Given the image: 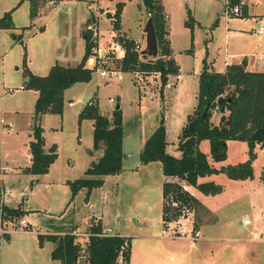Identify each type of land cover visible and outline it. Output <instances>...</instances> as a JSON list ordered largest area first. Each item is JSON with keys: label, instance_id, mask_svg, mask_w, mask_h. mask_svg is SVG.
Here are the masks:
<instances>
[{"label": "rangeland", "instance_id": "1", "mask_svg": "<svg viewBox=\"0 0 264 264\" xmlns=\"http://www.w3.org/2000/svg\"><path fill=\"white\" fill-rule=\"evenodd\" d=\"M95 1L103 11L108 9L109 13L113 12L115 3H122L123 29L127 30L129 38L139 41L143 47V26L147 17L141 0ZM159 1L166 15L168 45L179 68L180 82L177 85L173 83V88H168V84L161 88L158 75L153 74L155 79H143L137 85L131 73L120 74L116 79L101 78L93 71L88 83L75 84L63 94L61 116L48 115L40 124L44 129V147L54 144L57 148V165L50 176L53 178L59 173L73 181L82 178V171L91 163V155L86 152L91 150V122L83 120L79 126L77 113L92 100L96 101L101 116L110 115L116 106L120 110L123 135L121 172L111 175L101 188L92 190L88 195L84 189L78 191L70 202L68 188L67 195L63 196L60 183H47L51 177H40V182L31 185V177L17 175L14 168L11 172H2L6 166L22 167L29 161L25 150L33 120L29 124L25 115L32 112L33 102L31 92L24 89L13 94L2 93L4 88L18 89L22 86L21 66L23 60L26 64V58L21 46L11 52L7 50L10 39H5L4 33H0V118H8L12 123V132L0 133V208L20 209L23 211L21 219L32 226V231L38 229L40 234L48 232L60 235L61 230H77L76 233L87 234L89 218L100 216L102 222H107L111 233L129 238L131 264H264V246L236 248L249 238L258 239L262 232L264 202L259 181L264 177V150H256L250 180L231 181L223 173L201 178L199 182L220 186V193L216 196L200 195L191 188L190 193L200 206L186 212L183 218L168 223L166 230H162L164 225L159 219L161 184L165 181L160 165L153 162L143 166L138 161L141 144L160 119L163 120L167 151L176 154L175 146L181 127L196 104L197 72L202 60L211 63L214 71L221 72L224 57L233 64L241 62L243 58L250 61L264 55V33L262 36L253 34L258 27L264 31V0H246L243 6L240 2L235 5L240 8V16L231 18L225 14L226 0ZM70 3L65 2L53 9L47 3L43 4L42 9L50 10L41 16V26L45 24L46 28L38 29L36 33H46L37 42L36 48L42 46L44 50L51 45L52 54L57 52L58 61L55 64L73 67L80 59L77 55L81 53V35L85 25L91 23V17L87 20L84 3H77V6ZM21 9H25L24 6L15 13L18 24H24ZM187 10L193 19L190 27L184 26ZM243 10L246 15L242 16ZM24 19L28 20L26 11ZM96 22L94 28L100 41L108 40L112 31L109 18L100 17ZM56 25L61 38L54 48ZM102 47L107 50L106 42ZM21 51L23 54L20 55ZM109 58V64L117 69L116 60L111 55ZM69 103H73V107L69 108ZM210 115V124H217L220 115L216 111ZM198 150L208 154L207 141H201ZM226 150L225 160L212 164L214 168L236 166L248 159L245 142L228 143ZM6 162L9 164L6 165ZM243 220H247L248 225H244ZM176 224H180L177 229L180 236H192L198 229L199 238L208 239L209 245L218 248L228 245L230 248H220L219 251L212 249L210 260L205 254L197 256L194 252H188L181 261L179 252L167 251L170 249L163 240L176 234L170 227ZM6 227L7 234L0 236V264H59L50 259L53 249L51 242L43 239L38 244L36 236L23 235L21 228L18 227L16 230L19 232L13 233V228ZM75 239L81 247L76 261L82 264L86 237ZM117 264L123 263L118 260Z\"/></svg>", "mask_w": 264, "mask_h": 264}, {"label": "trees", "instance_id": "2", "mask_svg": "<svg viewBox=\"0 0 264 264\" xmlns=\"http://www.w3.org/2000/svg\"><path fill=\"white\" fill-rule=\"evenodd\" d=\"M28 3L29 19L32 21L38 15V10L45 3L44 0H21ZM54 2H57L54 1ZM241 0H227L225 8L238 5ZM122 3L114 6V15L111 19V29L119 30V17ZM141 6L151 18L158 54L155 59L141 57L133 52V41L120 36L115 40L124 49L123 57L116 60L119 72H140L143 75L158 74L160 87L167 84L170 76H176L178 67L173 62L167 40L164 13L157 0H141ZM11 11L4 12L0 17V31L11 30ZM107 18H111L107 14ZM193 20L187 12L184 26L190 27ZM12 40L19 39L11 35ZM84 52L79 62L73 67L53 65L45 76H33L22 62L23 88L36 93L31 120H33L28 154L31 156L30 165L23 173L38 177L47 173L48 168L57 159L56 148L51 145L43 151L44 138L41 136L40 117L44 114L60 115L63 106V92L78 83H88L92 70L87 68L86 60L90 53L88 35L85 33ZM197 74L196 104L186 117L177 139L176 151L178 158L165 152L166 139L163 120L158 121L156 128L144 141L139 150L140 165L157 162L165 181L161 184V215L160 222L164 227L167 223L177 221L178 206L186 207L189 211L198 208L197 200L188 192L186 187L193 188L200 195L216 196L220 193V186L211 182H199L205 176L223 173L227 179L250 180L252 178L251 163L257 149L264 150V72H247L243 62L229 65L222 73L213 72L204 60ZM222 97L220 106L216 100ZM117 107V106H116ZM208 107L205 117L204 109ZM221 109V110H220ZM216 111L220 116L216 126L209 120L211 112ZM78 123L82 120L92 122V150L101 149L102 156L93 162L83 172V177L74 181H67L70 192L69 201L78 191L84 189L88 195L95 188L101 187L103 178L121 172L122 117L119 108L110 112L109 118L98 113L97 105L92 102L86 104L78 113ZM207 141L208 154L198 150L199 143ZM245 142L247 161L236 166L220 167L216 169L212 164L222 162L226 158L227 142ZM264 185V177L261 179ZM173 203L176 206L171 205ZM2 220H15L21 217L17 208H3ZM84 245L82 264H117L118 259L123 264L130 263V240L119 235L102 234L100 225L90 224ZM5 236V235H3ZM40 244L43 239L53 244L50 259L59 264H78L77 255L81 249L71 233L60 236L37 235Z\"/></svg>", "mask_w": 264, "mask_h": 264}, {"label": "crops", "instance_id": "3", "mask_svg": "<svg viewBox=\"0 0 264 264\" xmlns=\"http://www.w3.org/2000/svg\"><path fill=\"white\" fill-rule=\"evenodd\" d=\"M20 1L21 0H0V17L3 15V13L4 12H6V11H9V10H12L11 11V23H12V29L11 30H1L0 31V33L1 32H3L4 34H3V37H5V39H7V37L10 39V43H8V45H9V48L7 49V50H10V52L11 51H13L14 50V48L15 47H19V46H21L22 47V49H24V55H25V58H26V64H25V67L28 69V71L33 75V76H36V77H38V76H45L47 73H48V71H49V69L53 66V65H55V63H56V61H58V58L56 57V54H57V52L55 51V53L54 54H52V51L50 50L51 49V45L49 46V45H47L46 46V49H42V46H40V47H38V48H36V46H37V42L40 40V38L41 37H43L44 36V34L46 33H41V32H38V35H37V33H36V30H44V28H46L45 27V24H43V26H41V22H43V21H41L42 20V18H41V16H42V14L45 12V11H48V10H50V9H48L47 10V8H40L39 10H38V15H37V17L35 18V19H33L32 21L29 19V13H28V3L26 2V1H23L22 3H20ZM45 1V3H47L48 1H53V0H44ZM54 1H56V0H54ZM157 1H159V0H157ZM193 1V0H192ZM246 0H242L241 1V5L245 2ZM65 2H71L74 6H77V3H84L85 5H86V8L84 9L85 11H86V9H87V11L86 12H88V19L87 20H89V17H91L92 16V12H91V10L93 9V10H98L99 12H100V16H98V17H93V18H91V22H94V24L96 25L97 24V22H96V19H99L100 17H105V18H107V13H109L107 10H105V11H103L100 7H99V5H96V3H97V1H95V0H57V2H55L56 4L55 5H53V7H50V8H54V7H56V6H59L60 4H63V3H65ZM19 3H20V5H19ZM70 3V4H71ZM89 3H91L90 5H88ZM117 3H120V2H117ZM117 3H115V4H117ZM159 3L161 4V2L159 1ZM226 3V2H225ZM93 4L94 5H96V6H93ZM98 4V3H97ZM115 4H114V6H115ZM88 5V6H87ZM24 6V8L25 9H21V14H23V17L21 18V20L23 21L24 20V24H18L17 23V21H19L18 20V18H15L16 17V14L15 13H17V11H18V9L19 8H22ZM93 6V7H92ZM243 6V5H242ZM161 7H162V10H163V6H162V4H161ZM243 9V8H242ZM25 11H26V13H27V17H28V20H25L24 19V13H25ZM113 11H114V7H113ZM187 12H189V14H190V16H191V13H190V11L189 10H187ZM163 13H164V10H163ZM243 15H246L245 14V12H244V10H243V12H242V16ZM121 16H122V9H121V14H120V17H119V30L118 31H111V35L113 34V35H117V36H120V37H122V38H127V39H130V40H132L133 41V43H135V44H137L138 46H140L141 48H143L144 47V42H143V47L141 46V44L139 43V41H137V40H133V39H131V38H129V34H128V36L126 35L127 34V30L126 29H123V24H122V20H121ZM148 16V14L146 13V17ZM264 16V15H263ZM164 18H165V27H166V29H167V33H168V27L166 26V15H165V13H164ZM192 18V17H191ZM39 20V21H38ZM193 20V19H192ZM26 22V23H25ZM18 24V25H17ZM21 25V26H20ZM57 27H58V25H56V34H55V36H54V38H53V47L54 48H56L57 47V45H58V42H59V40H60V38H61V34L59 35V31L57 30ZM259 28V27H258ZM262 28V27H261ZM20 29V30H19ZM263 29V28H262ZM256 31L257 30H255L254 32H253V34H256ZM43 32V31H42ZM263 33H264V31H263ZM263 33L261 34V35H259V36H262L263 35ZM84 34H85V32H84V30H83V33H82V45H81V53H80V55H77L78 57L77 58H81V56L83 55V52H84V40H83V36H84ZM11 35H14L15 37H17V39H19L17 42L15 41H13L12 40V38H11ZM257 36H258V34H256ZM167 40H168V35H167ZM101 43H102V45H103V41H101ZM7 45V46H8ZM170 51H171V49H170ZM21 53H22V51L20 52V55H21ZM60 55L62 54V49H60ZM23 54V53H22ZM170 56H171V58H172V60H173V56H172V51H171V54H170ZM80 60V59H79ZM205 61V60H204ZM224 69H223V71L225 70V68L227 67V66H229V65H233V64H235V63H233V64H230V62L228 61V58L227 57H224ZM79 62V61H78ZM173 62H174V60H173ZM241 62H243L244 63V65H245V70L247 71V72H264V55L262 56V55H258V56H256L255 58H252L250 61H247L246 60V58H243V60H241ZM175 63V62H174ZM240 63V62H239ZM206 64L209 66V68L215 73V72H218V71H214V69H213V67H212V64L211 63H208V62H206ZM238 64V63H237ZM60 65V64H59ZM176 65H177V63H176ZM60 66H67V65H60ZM177 67H178V65H177ZM17 69V68H16ZM199 70H200V68H199ZM199 70H198V72H199ZM223 71H221V72H218V73H222ZM198 72H197V74H198ZM21 73H22V70H21ZM121 74H123V73H121ZM153 75V74H152ZM151 74L149 75L150 77H148V76H145L144 77V79H155V77L154 76H152ZM167 84H168V88H173L174 87V85H177L178 84V82H180V72H179V68H178V72H177V75L176 76H170V77H168V79H167ZM23 82V78H21V83ZM157 83V82H156ZM155 83V84H156ZM173 83H174V85H173ZM79 84V83H78ZM80 84H84V83H80ZM22 86H24L23 84H22ZM74 86V85H73ZM73 88V87H72ZM24 90H27V89H25L24 88ZM27 91H29V92H31V94H32V96H31V101L33 102V106H34V100H35V98H36V93L35 92H33V91H30V90H27ZM66 91H64L63 92V94L65 93ZM94 103L97 105V103H96V101H94ZM68 106V105H67ZM69 107V106H68ZM70 107H73V105L72 106H70ZM69 107V108H70ZM193 108H194V106H193ZM32 111H33V109H32ZM13 113H15V112H13ZM62 113V112H61ZM79 113V112H78ZM78 113H77V115H78ZM17 114V113H16ZM49 114H44V115H42L41 117H40V122H39V124H41L43 121H45L44 119H45V117H47ZM77 115H76V118H77ZM31 116H32V112L29 114V113H26V115H25V120L29 123V124H31V122H32V120H31ZM55 116V115H54ZM57 116H61V114L60 115H57ZM109 116V115H108ZM108 116H106L107 118H108ZM8 119V118H7ZM62 119V122H63V117L61 118ZM9 120V119H8ZM219 120V119H218ZM83 121V120H82ZM82 121H80L79 123H78V120H77V124L80 126V124H81V122ZM87 121H89V120H87ZM91 122V121H90ZM218 123V122H217ZM214 126H216L217 124H213ZM31 128V125L29 126V129ZM42 129V132H41V136L44 138V142H45V137L43 136L44 135V129H43V127L41 128ZM10 133V132H9ZM91 133H92V122H91ZM30 135V134H29ZM149 135H150V133H149ZM165 139H166V136H165ZM146 140V139H145ZM144 140V141H145ZM28 142H29V140L27 141V145H28ZM144 143V142H143ZM143 143L141 144V147H142V145H143ZM228 143H231V142H227L226 143V145L228 144ZM52 145H54V144H52ZM51 146V145H50ZM49 146V147H50ZM55 146V145H54ZM49 147H44V145H43V151L44 152H46L47 151V149L49 148ZM167 147H168V143H167V141H166V146H165V152H167V153H169L168 151H167ZM176 147V146H175ZM55 148H56V146H55ZM175 151H176V148H175ZM87 152V154H90L91 155V163H90V165L91 164H93V162H96L101 156H102V153H101V149H97V150H92V142H91V150H89V151H86ZM203 152V151H202ZM203 153H205V152H203ZM256 153V152H255ZM25 154L28 156V162L26 163V164H22V167H19V166H17L16 168H15V166H12V167H5L4 169H6L5 171L6 172H11L12 171V169L14 168L15 169V171L16 172H14V173H16L17 175H23V174H25V173H23V170L25 169V168H27L29 165H30V159H31V156L28 154V151H27V146H26V150H25ZM170 155H172L173 157H175V158H178L179 156H180V153L178 152V151H176V154H171V153H169ZM206 154V153H205ZM56 155H57V148H56ZM57 160H58V155H57V159L55 160V162L52 164V165H50L49 166V168H48V171H47V173L46 174H44V175H40V176H38V177H32V176H30V175H28V174H25V175H28V176H30L31 177V185H33V184H35V183H38V182H40L39 181V179H40V177H43L44 179H50V175H51V173L53 172V171H55V166L57 165ZM6 165H8L9 163L8 162H6L5 163ZM89 165V166H90ZM159 169H160V167H159ZM85 170V169H84ZM83 170V171H84ZM218 170V169H217ZM82 171V172H83ZM62 173V172H61ZM84 173V172H83ZM61 174H57V175H55L53 178L51 177V181H48L47 183H50V182H55L56 184H58V183H60L63 187H62V189H61V191H62V194H63V196H66L67 195V190H66V182L67 181H70V180H68L67 178H65V176L63 175V176H61ZM107 178H110V176H107V177H104L103 178V184L101 185V187L104 185V183L106 182V179ZM166 179V178H165ZM74 181V180H73ZM246 180H239V182H245ZM71 182V181H70ZM259 185H260V190H261V192H262V195L264 196V185L262 184V182H261V180L259 181ZM101 187H99V188H101ZM34 188H36V186L34 185ZM95 189H97V188H95ZM186 189L188 190V192L190 193V189H191V187H186ZM34 190H36V189H34ZM191 194V193H190ZM161 201V200H160ZM70 202V201H69ZM87 204V203H86ZM14 209V208H13ZM18 209V208H17ZM19 211L20 212H23V211H21L20 209H19ZM21 218H23L22 216L20 217V219ZM159 219H160V217H159ZM23 220V219H22ZM25 220V219H24ZM89 224H91V223H93L94 225L95 224H98V225H100V228H101V231H102V234H106V235H109V236H113V235H119V236H122V235H120L119 233H111L110 232V228H108V226H107V222H102V218L100 217V216H95V217H91V218H89ZM28 223V222H27ZM161 223V222H160ZM162 225V224H161ZM28 226L30 227V232H28V233H24V234H29V235H31V236H37V235H44V236H48V235H55V234H53V233H48V232H46V233H42V234H40V232H39V230L38 229H36L35 228V230L34 231H32V226H30L29 225V223H28ZM89 227L90 226H88V229H89ZM170 227H172L174 230H175V232H176V234H173L174 236H167V237H165L163 240L165 241V246L166 247H168V249H170V250H167V251H178L179 252V256H180V258H181V261H182V259H184L183 257H185L187 254H188V252H194L197 256L198 255H200V256H203L204 254V256H206L207 257V260H210L212 257V254H213V250L212 249H217L218 251H219V249L220 248H230L228 245H226V246H220L219 248L218 247H215L214 245H209V241H208V239H206V238H202V239H200L199 237L197 238V240L196 241H193V240H191V236H188V237H183L182 235L180 236V234H178L177 233V229H179V227H180V224H176V225H171ZM167 229V226L166 227H164L163 228V226H162V230H166ZM88 229L86 230V231H88ZM62 232H60L59 234L60 235H63V234H66V233H71L72 231H74V232H77V230H71V231H69V232H65V230L63 231V230H61ZM85 231V232H86ZM195 231L198 233V236H200V234H199V232H198V229H195ZM23 234V235H24ZM60 235H56V236H60ZM176 236H178V237H176ZM122 237H125V236H122ZM37 239V238H36ZM259 239V240H258ZM258 239H251V238H249L248 240H245V241H243L242 243H241V245L240 246H237L236 248H238V247H256V246H264V243L260 240V238H259V235H258ZM36 242H37V240H36ZM181 244V245H180ZM234 251V250H233ZM131 246H130V257H129V259H130V263L129 264H131L132 263V255H131ZM198 261H199V259H198Z\"/></svg>", "mask_w": 264, "mask_h": 264}, {"label": "built area", "instance_id": "4", "mask_svg": "<svg viewBox=\"0 0 264 264\" xmlns=\"http://www.w3.org/2000/svg\"><path fill=\"white\" fill-rule=\"evenodd\" d=\"M227 2V0H226ZM226 4V3H225ZM48 7H53L55 5L54 0L53 1H48L46 4ZM231 10V11H230ZM92 16L93 17H98L100 16V12L98 10H91ZM111 18H109V22L111 21L112 16L114 15V11L112 13H107ZM106 14V15H107ZM225 14L227 18H231L232 16L237 17L240 16L241 11L238 6H233L230 9L227 8L225 10ZM111 23V22H110ZM95 24L94 22H88L87 25L84 27V32L88 35V43L90 44V53L89 56L86 60V66L90 70L96 71L101 78H116L118 79L120 77L121 72L118 71V69L112 67L109 63V56H112V59L115 60H120L123 57L124 54V49L119 45V43L115 40V35H111L108 40H105L106 42V47L107 50L103 49L102 43L99 39L97 29L94 28ZM263 33V29L259 27L256 31V34L261 35ZM133 52L136 53L139 57L141 58L140 53L143 51V48L138 46L137 44H133ZM155 74V73H152ZM151 74V75H152ZM131 75L133 76V82L136 83L137 85L143 81L144 77L146 75H143L140 72L134 71L131 72ZM158 75V74H156ZM23 86H20L18 89H11V88H4L2 93L4 94H13L15 91H20L23 90ZM73 103H69L68 106H72ZM12 132V123L10 120H7L5 117L0 118V133L1 132ZM6 170V169H5ZM3 170L2 172H5ZM263 202H264V196H263ZM171 205H174L171 203ZM177 207V206H176ZM186 212H190L186 207L183 206V208L178 206L177 209V214H179L177 219L183 218ZM2 215L3 211L0 208V236L6 235L7 234V225L11 228H13L12 232L16 233L18 230H16L18 227L21 228L23 231L22 233H28L30 232V227L28 226V223L25 220L22 219H15V220H2ZM261 220L263 223V228L262 232L259 234L260 240L264 243V209L261 213ZM244 225H248L247 220H243ZM171 223V222H170ZM168 224V223H167ZM6 227V229H5ZM19 232V231H18ZM71 234L76 238V237H86L88 234H80L76 233L74 231L71 232ZM198 233L195 231L192 233L191 240L196 241L198 238ZM119 260V259H118Z\"/></svg>", "mask_w": 264, "mask_h": 264}, {"label": "water", "instance_id": "5", "mask_svg": "<svg viewBox=\"0 0 264 264\" xmlns=\"http://www.w3.org/2000/svg\"><path fill=\"white\" fill-rule=\"evenodd\" d=\"M143 28H144V48H143V51H141L140 56L141 57L145 56L147 58L155 59L157 57L158 50H157V45L155 41L154 31H153V28L151 27V18L149 15L146 18ZM222 102H223V98L219 97L216 100V105L220 106ZM116 108H118V106ZM207 109L208 107L204 109L202 113V118L205 117V113Z\"/></svg>", "mask_w": 264, "mask_h": 264}]
</instances>
